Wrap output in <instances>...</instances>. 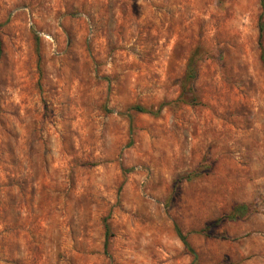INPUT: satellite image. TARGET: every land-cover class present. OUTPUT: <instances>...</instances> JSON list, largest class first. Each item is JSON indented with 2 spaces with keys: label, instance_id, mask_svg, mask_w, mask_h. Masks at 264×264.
<instances>
[{
  "label": "rangeland",
  "instance_id": "rangeland-1",
  "mask_svg": "<svg viewBox=\"0 0 264 264\" xmlns=\"http://www.w3.org/2000/svg\"><path fill=\"white\" fill-rule=\"evenodd\" d=\"M262 12L0 0V264H264Z\"/></svg>",
  "mask_w": 264,
  "mask_h": 264
},
{
  "label": "trees",
  "instance_id": "trees-1",
  "mask_svg": "<svg viewBox=\"0 0 264 264\" xmlns=\"http://www.w3.org/2000/svg\"><path fill=\"white\" fill-rule=\"evenodd\" d=\"M261 6L263 8L261 18H263V16H264V4H263L262 0H261ZM263 31H264V25L261 22L259 24L258 45H259V48L261 50L260 60L264 66V52H263V47H262ZM195 69H196V63L194 61V56L192 55L189 58V60L187 61L185 75L183 77V82H182L184 86L186 84H188L189 87L186 91H184L182 94H180L175 100H173L171 102L161 103L156 111L149 110V109H147L141 105H135L131 109L137 113H147V114H151L153 116H158L165 106H171L173 109H178L183 104L191 103V101L184 100L186 93L193 94V98L195 101L196 100L195 98H197L195 95V89L193 86L194 82L196 81V77H197ZM197 176H199V173H194L193 176L191 177V179L195 178ZM188 180H190V178H188ZM248 215H249L248 214V206L243 205V204H238V205L233 206V208L231 209L229 214H227V215L223 216L222 218H220L219 220H217L215 224H218L222 219H226L227 221H236L238 219L246 220ZM104 228L106 231V241H105V245H106L107 239L109 237L108 234H109L110 226L105 221H104ZM175 231H176L179 239L181 240L183 246L185 247V250L191 255L193 262H195L196 261V254L193 251L191 245L189 244V242L187 240V236L185 234H183L177 226H175Z\"/></svg>",
  "mask_w": 264,
  "mask_h": 264
}]
</instances>
